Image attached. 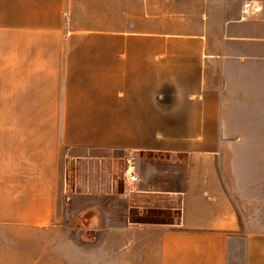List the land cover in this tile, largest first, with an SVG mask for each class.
Wrapping results in <instances>:
<instances>
[{
    "label": "crops",
    "instance_id": "obj_1",
    "mask_svg": "<svg viewBox=\"0 0 264 264\" xmlns=\"http://www.w3.org/2000/svg\"><path fill=\"white\" fill-rule=\"evenodd\" d=\"M201 2L126 22V0H0V264H46L2 240L64 205L103 253L117 237V264H264V0ZM66 156L84 177L64 203Z\"/></svg>",
    "mask_w": 264,
    "mask_h": 264
},
{
    "label": "rangeland",
    "instance_id": "obj_2",
    "mask_svg": "<svg viewBox=\"0 0 264 264\" xmlns=\"http://www.w3.org/2000/svg\"><path fill=\"white\" fill-rule=\"evenodd\" d=\"M150 4V0H141V7H139L138 1L126 0V6L123 13H120V16L126 17V22H132L135 20H142L143 22L150 17L154 18H164L167 16H172L173 18H196L200 14L199 10L203 9L204 3L201 0H154V8H156V12L150 13L147 11L149 9L148 5ZM141 8V10H140ZM112 14V13H111ZM119 16L118 13H113ZM203 15V14H201ZM116 16V17H117ZM66 17V14H65ZM68 19V14H67ZM79 165L76 168L73 161L70 157H62L61 160V176H62V194H63V202H69V199L66 196L70 195L71 187L73 179L83 178V171H77L79 169ZM124 161H115L111 164L110 170L111 174L115 179H119L121 184L120 191H125L127 185L124 184ZM70 183V184H69ZM70 186V187H69ZM127 187L126 192L131 189ZM131 192V191H130ZM64 205L63 208V216L59 221L61 226H52L51 231L48 233H39L38 231L31 230L29 234L25 235H15V237H7L2 240L4 244H10L15 246V256H20V250L24 246L30 247V260H33L37 255L40 254L42 249H44V253L42 254V258H44L46 264H53L55 261V251L60 252L62 248H65L69 244V241L73 239L74 243H77L79 246L78 251V264H117V249L116 245L118 243L117 237H113L112 240L107 244L109 245V251L107 252L108 247H105V253L102 251L101 241L99 233H86L78 231L80 227L77 225V219L72 217L71 213L73 207ZM66 209V210H65ZM75 209V208H74ZM75 213V211H74ZM77 225V226H76ZM71 239V240H70ZM56 246V247H55ZM57 248V249H56ZM93 249L94 254L91 255L89 250ZM87 250V252L85 251ZM86 252V253H85ZM106 254V256H105ZM22 255V254H21ZM110 255L113 256L112 260L103 262V258H107ZM25 256V254H24Z\"/></svg>",
    "mask_w": 264,
    "mask_h": 264
},
{
    "label": "built area",
    "instance_id": "obj_3",
    "mask_svg": "<svg viewBox=\"0 0 264 264\" xmlns=\"http://www.w3.org/2000/svg\"><path fill=\"white\" fill-rule=\"evenodd\" d=\"M252 3L251 1H246L244 2L243 4V12L244 13H247L249 11V9L251 8L252 6ZM124 179H125V182L127 184H132L134 182H136L139 178V175H138V171L136 169V164H135V160H134V157L132 155H127L125 157V162H124Z\"/></svg>",
    "mask_w": 264,
    "mask_h": 264
}]
</instances>
